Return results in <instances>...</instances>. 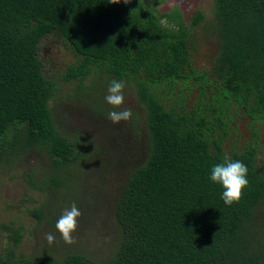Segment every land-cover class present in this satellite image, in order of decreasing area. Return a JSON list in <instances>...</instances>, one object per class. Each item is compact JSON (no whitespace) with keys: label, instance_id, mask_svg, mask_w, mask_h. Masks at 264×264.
<instances>
[{"label":"trees","instance_id":"16d2710c","mask_svg":"<svg viewBox=\"0 0 264 264\" xmlns=\"http://www.w3.org/2000/svg\"><path fill=\"white\" fill-rule=\"evenodd\" d=\"M212 1L213 23L199 10L186 23L176 9L158 14L167 0H0V168L44 195L30 211L35 245L15 264H264L258 135L225 150L239 114L251 125L264 121V0ZM192 30L212 39L210 71L193 64ZM50 39L70 59L63 74L51 75L40 56ZM113 79L134 87L144 115L145 153L127 172L122 136L86 146L58 114L61 88L75 83L68 100L87 97L91 108L96 96L107 117ZM138 120L133 113L132 125ZM226 154L249 169V187L231 206L210 180ZM73 203L82 215L69 245L55 225ZM84 236L97 246L84 247ZM22 239L21 228L13 231L2 264H14Z\"/></svg>","mask_w":264,"mask_h":264},{"label":"rangeland","instance_id":"374dc122","mask_svg":"<svg viewBox=\"0 0 264 264\" xmlns=\"http://www.w3.org/2000/svg\"><path fill=\"white\" fill-rule=\"evenodd\" d=\"M176 9L183 15L185 22L189 23L195 11H201L205 20L208 23H213L214 20V4L212 0H167L163 5L157 7L158 14H164ZM192 30L191 39L196 45V52L194 53V66L201 71H210L212 68L211 58L212 53L215 51V47L208 34L202 31ZM196 41V42H195ZM60 40L52 41L43 40L41 43L40 56L45 62L46 69L49 70L51 75H57L61 72L63 74L64 68L70 59L68 56H64L61 51L62 47ZM89 79L88 81H90ZM87 81L83 92H87V87L91 84ZM125 103L121 108H112V111H120L123 108H130L132 113H137L138 124L142 126V135L138 134L132 136L131 131L135 126L132 125L131 119L127 122H121L119 124H113L105 115L101 108V102L98 98L90 97V107H87L84 99L79 98L69 99L74 90L75 83L71 85H65L61 88L62 99L59 102L61 105L58 112L62 121L63 118L66 121L65 133L68 135H77L80 140L86 143V146L92 145L95 142L101 141L102 138L115 136L114 131L122 136L123 141L127 145L129 151V158L125 157L127 163L124 168V172L131 170L137 164V159H142L145 153L144 147H139L140 142L146 144L147 136L144 135L145 128L143 122V109L139 107L136 100L134 87L131 84H125ZM89 88V87H88ZM90 89V88H89ZM197 90L188 92V106L193 107L198 95ZM84 96V93H83ZM166 100L165 102H167ZM107 106H110L107 104ZM93 111V112H92ZM94 112L99 113L97 117ZM108 115V114H107ZM141 118V119H140ZM59 125V124H58ZM113 130V131H112ZM252 133H256L259 138V153L258 162L264 165V121L251 125L250 122L239 114L232 120L230 124V131L228 133V140L225 142V150L227 152L235 149V146L241 147L250 142ZM112 144V141H109ZM146 146V145H145ZM117 152V151H116ZM122 177V174L120 175ZM21 175L13 176L12 174L2 173L0 168V264L1 257L10 252L12 244L9 241V236L13 231L18 228L22 229L23 239L17 248L14 249L15 258L11 259L12 263H16L20 257H29L32 247H34V231L37 227L35 219L30 216V211L40 207V204L44 198L42 193H37L31 190ZM114 182V181H113ZM79 234V233H77ZM84 235V234H83ZM84 247H95L97 243L94 241V237L84 236ZM80 243L82 242L81 239ZM10 264V262H8Z\"/></svg>","mask_w":264,"mask_h":264},{"label":"clouds","instance_id":"9594fccd","mask_svg":"<svg viewBox=\"0 0 264 264\" xmlns=\"http://www.w3.org/2000/svg\"><path fill=\"white\" fill-rule=\"evenodd\" d=\"M120 0H113L112 3H119ZM125 3L128 0H124ZM125 83L120 80L113 79L108 86V94L105 96V102L111 105L114 109L121 108L125 103ZM132 110L123 108L120 111H110L107 115L113 124H119L122 121L127 122L132 118ZM248 167L242 161L232 160L227 154L222 163L214 165L211 169L210 180L214 183L222 185V200L226 206H231L234 203H239L244 197V190L249 187ZM82 213L79 208L73 203L70 208H65L56 222V230L62 236L66 244L75 242L74 233L79 227V218ZM45 239L49 244L55 242L53 233H46Z\"/></svg>","mask_w":264,"mask_h":264},{"label":"flooded vegetation","instance_id":"af4514ba","mask_svg":"<svg viewBox=\"0 0 264 264\" xmlns=\"http://www.w3.org/2000/svg\"><path fill=\"white\" fill-rule=\"evenodd\" d=\"M211 102H212V95H210V93L209 94H207V96L205 97V104H204V107L205 108H209V105L211 104ZM210 109V108H209ZM211 110V109H210ZM228 131H230L229 130V126H228ZM218 133H220V132H218Z\"/></svg>","mask_w":264,"mask_h":264}]
</instances>
